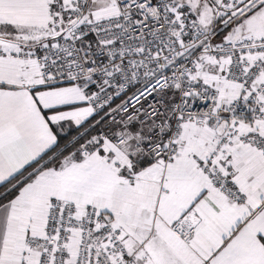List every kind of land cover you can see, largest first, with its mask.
Returning a JSON list of instances; mask_svg holds the SVG:
<instances>
[{
	"label": "snow or ice",
	"instance_id": "6c2138e0",
	"mask_svg": "<svg viewBox=\"0 0 264 264\" xmlns=\"http://www.w3.org/2000/svg\"><path fill=\"white\" fill-rule=\"evenodd\" d=\"M0 264H264V0H0Z\"/></svg>",
	"mask_w": 264,
	"mask_h": 264
}]
</instances>
